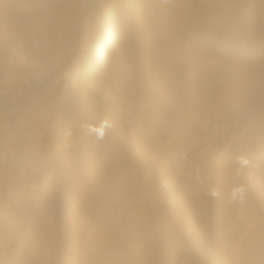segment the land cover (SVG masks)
<instances>
[{
    "label": "rangeland",
    "instance_id": "rangeland-1",
    "mask_svg": "<svg viewBox=\"0 0 264 264\" xmlns=\"http://www.w3.org/2000/svg\"><path fill=\"white\" fill-rule=\"evenodd\" d=\"M145 262L264 264V0H0V264Z\"/></svg>",
    "mask_w": 264,
    "mask_h": 264
},
{
    "label": "bare ground",
    "instance_id": "bare-ground-1",
    "mask_svg": "<svg viewBox=\"0 0 264 264\" xmlns=\"http://www.w3.org/2000/svg\"><path fill=\"white\" fill-rule=\"evenodd\" d=\"M113 29H109L108 31H107V35H106V38H104L102 41H103V44H101L97 49H96V60H95V65L97 66V64L99 63V59H100V55H101V53H102V50H103V48H104V46L105 45H108V44H111L112 42H113V39H114V37H113ZM95 67V66H94ZM82 220V219H81ZM85 221V220H84ZM83 221V222H84ZM88 228V227H87ZM135 228V227H134ZM134 231V230H133ZM133 233V232H132ZM134 237V236H133ZM95 242V241H94ZM165 242V241H164ZM167 242V241H166ZM95 244H96V242H95ZM166 244V243H165ZM99 247V246H98ZM163 247V246H162ZM99 249H100V247H99ZM138 249V248H137ZM246 250V249H245ZM244 250V251H245ZM164 251H166V250H164ZM242 253V252H241ZM244 253V252H243ZM245 253H247V252H245ZM151 254V253H150ZM149 254V255H150ZM96 255H97V253H96ZM150 257H152V255H150ZM148 259H149V257H148ZM151 260H152V258H151ZM151 260H150V262H151ZM147 261H149V260H147ZM155 261V260H154ZM244 262V261H243ZM94 263V262H93ZM146 264L148 263L149 264V262H145ZM251 264V263H250Z\"/></svg>",
    "mask_w": 264,
    "mask_h": 264
}]
</instances>
